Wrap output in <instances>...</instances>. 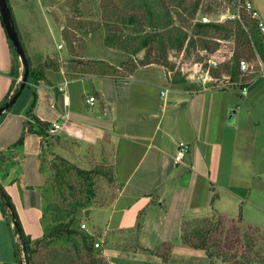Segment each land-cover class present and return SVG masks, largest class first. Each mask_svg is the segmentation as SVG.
<instances>
[{"label":"crops","instance_id":"0c3cea01","mask_svg":"<svg viewBox=\"0 0 264 264\" xmlns=\"http://www.w3.org/2000/svg\"><path fill=\"white\" fill-rule=\"evenodd\" d=\"M250 1L264 22V0ZM63 30L61 26L60 31ZM75 37V40L65 38L70 46L68 51L61 44L55 47L44 44L27 52L21 41L31 68L47 60L57 68L45 70L49 85L41 81L33 87L26 81L28 86L24 90L29 95L20 109L13 111L11 107L0 116V186L15 210L18 205L24 213L22 218L16 210L24 233L30 236L28 231L34 230L36 236H30L32 241L47 232L41 226L39 209L45 197H52L49 179L52 165L59 161L75 166L88 164L87 169H82L85 171L94 166L110 168L112 181L105 184L106 191L97 195L95 201L99 202V208H111L110 220L121 219L113 231L118 235L125 231L143 235L148 221H156L163 246H172L171 235H178L182 244L180 236L185 230L192 228L194 222L214 215V204L220 201L217 189L227 192L236 210L240 209V203H248L242 185L246 182L243 175H238V165L246 161L245 146L239 144L238 138L240 129L247 127L243 120L250 112L240 102L230 101L226 88L214 87L215 84L203 80L199 89L174 86L168 80L169 73L160 65L130 67L119 60L117 51L104 44V37L95 39L92 33L86 38H80L78 33ZM12 59L0 24V107L23 75L18 58L20 76L13 84ZM258 66L260 70L264 65L258 60ZM32 90L37 95L34 115L41 121L59 124L61 129L43 143L37 135L26 133L23 144L13 149L22 134ZM251 92L264 95V80ZM90 97L95 100L93 105L87 103ZM179 142L189 145L183 164L174 163ZM10 151L18 164H10ZM250 153L253 156L254 152L249 150ZM247 159L249 166L260 164L258 160ZM254 178L251 176L250 180ZM1 198L2 195L0 264H20V244L9 222L10 212ZM92 207L82 210L83 215L89 210L85 218L90 217ZM127 216L132 223L122 222ZM109 232H100L97 235L100 240L93 238L107 261L102 239Z\"/></svg>","mask_w":264,"mask_h":264},{"label":"rangeland","instance_id":"374dc122","mask_svg":"<svg viewBox=\"0 0 264 264\" xmlns=\"http://www.w3.org/2000/svg\"><path fill=\"white\" fill-rule=\"evenodd\" d=\"M163 1L164 5L166 4L171 11L173 25L182 28L188 35L194 36V26L196 23L202 22L203 17L209 19L219 18L223 23H228L229 19L227 17L233 13L237 0ZM8 2L21 37L20 40L27 48V52H30L32 47L44 44L54 47L61 44L64 46V50L68 51L70 46L65 38L75 40L77 33L80 38H86L88 33H92L95 39L105 38L106 35L113 32H121L127 35L131 31L119 24L118 16L132 13L139 16L143 15V9L136 5L139 4L138 0H8ZM197 4L198 7L195 12L193 9ZM61 26H64L63 31H60ZM214 41L220 43L219 40ZM112 49L117 51L118 59L126 61L125 64L128 66L142 65L140 61L143 59L144 51L136 56H129L116 48ZM168 56L177 69L178 59L174 53L169 52ZM242 59L249 63L252 71L258 72V57L249 59L248 55H242L240 60ZM153 64L159 65L158 62ZM203 71L205 70L197 68L184 70V76L181 71L180 75L172 72L170 73L171 77L182 78L184 83L174 84L171 82L170 84L199 89L201 81L205 80L202 79L204 78ZM244 79H248V77ZM263 80L264 78L254 79L250 83V87L247 88L245 96L240 95L241 89L237 86L226 88L230 95L229 100L240 102L241 107L250 112V115L246 116L247 119L243 120L247 127L240 129L238 138L239 144L245 146L246 161L244 164L240 163L238 165V175H243L242 179L246 182L242 185L247 191L245 200H249L248 203H240V209L236 210L234 205L230 203L231 200L227 197V192L217 189L216 193L220 196V201L214 204V212L220 211V213H214L208 220L196 221L192 228L184 231L207 229L211 231V237L219 241L218 246H212L211 251L213 253L230 251L236 255V259L231 262L225 263L214 259L213 264H264V95L263 93L253 94L251 92L256 84ZM237 94L240 96L239 98L236 96ZM28 95V90H24L12 106L13 111L20 109L24 98ZM249 150L254 152L253 156L252 153L248 154ZM247 158H251L254 162L258 160L260 164L254 163L249 166ZM76 166L80 169L88 168V164L83 163H78ZM252 167L254 170H252ZM251 176H256V178L250 180ZM53 177L54 172L49 179L51 185H53ZM64 177L66 185H63L62 191L67 197L65 201L62 200L57 190L51 187L52 197H45L41 203L39 212L41 226L44 230H49V215L46 212V205L48 203H59L65 206L63 203L72 198L84 204L89 203L86 206H93L89 218H85V214L82 215V211H80L79 217L76 219L77 227L81 225L79 220H83L87 227L86 232L90 233L96 240H100V237H97L100 232L110 230L108 236L102 239V251L111 264H161V260L156 257L157 251L160 249H162L161 251L170 250L169 264H208V259L200 251L195 252L183 246L179 242L178 235L170 236L172 246H163V238L159 234L160 230L157 229L156 221H148V228L146 227L143 235H135L132 231H125L126 234L118 235L117 232L113 231V226L115 227L117 220L121 221V219L115 217V219L110 220L111 208H99L97 207L99 204L97 200H90L89 188L76 175L75 171L66 172ZM105 184H107V181L104 178L95 181L96 196L106 191ZM68 185L73 186V190L67 189L66 186ZM46 189L44 191H47ZM233 190L235 192V189ZM238 194L243 196L241 192ZM16 210L18 215L24 218V213L20 211L18 205ZM122 222L130 224L133 221L128 219L127 216ZM138 222L141 223L140 220ZM29 223L31 224V221ZM33 231V229L32 233L28 231L32 238L36 236ZM246 237L250 239L249 244L246 243ZM248 245L252 248L248 249ZM54 246L57 248L69 247L70 242L60 240L55 242ZM38 250L39 253H43L45 250L44 245H39ZM98 250H101V248H98Z\"/></svg>","mask_w":264,"mask_h":264},{"label":"trees","instance_id":"16d2710c","mask_svg":"<svg viewBox=\"0 0 264 264\" xmlns=\"http://www.w3.org/2000/svg\"><path fill=\"white\" fill-rule=\"evenodd\" d=\"M138 2L139 4L136 5L143 9L142 16L134 13L118 16L119 24L129 28L131 33L127 35L121 32L108 34L104 38V44L107 47L116 48L129 56H136L144 51L143 59L140 61L141 64L150 65L158 62L169 73L168 80L170 83H184L182 78H173L170 73L174 72L180 75L181 71L184 76V70L187 71L194 68L199 70L209 68V75L212 77L214 84L238 82L241 75L238 64L242 55H248L249 59L258 57L264 65V37L250 21L245 20L243 23L233 20H229L228 23H203L200 21L194 26V36H190L182 28L173 25L171 11L166 4L164 5L163 0H138ZM6 3L14 29L20 40L8 0H6ZM197 7L198 4L193 11L196 12ZM0 24L4 30L1 18ZM214 40H219L220 43ZM8 43L14 57L10 74L14 79L13 84H15L20 76V65L15 49L9 40ZM20 43L24 50L21 40ZM169 52H173L178 59L177 69L169 60ZM24 53L26 56L25 50ZM26 59L28 63L27 81L33 87L41 81L49 85L45 70L47 68L56 69V65L52 61L47 60L43 65L31 68L27 56ZM209 60L216 61L217 66L210 67L208 65ZM19 86L20 82L16 84L12 95L8 94L6 96L4 103L18 91ZM27 86L28 83L25 84L24 89ZM36 98V92L32 90V98L25 113L26 121L23 123L22 134L13 145V149L23 144V137L26 133L37 135L42 143L46 138L50 137L48 131L52 124L39 120L33 113ZM14 156L12 151H10V164L19 163L16 162ZM52 168L54 172L52 187L57 190L63 201L67 198L62 191V187L66 185L64 174L68 171H75L76 175L82 179L83 183L89 188L90 200L94 201L96 199L95 181L101 178H104L108 183L112 181V172L110 168L105 166H94L89 171H85L65 161H59L54 163ZM66 188L73 190L74 187L68 185ZM0 195H2L1 199L4 207L10 212L8 215L9 222L13 224L12 228L18 236L25 264H109L101 251L94 248L93 237L76 226V219L80 211L88 208L89 206H86V204L89 203L84 204L72 198L63 203L65 206L59 203H48L46 212L50 217L49 230L41 239L32 241L30 236L24 233L16 210L1 186ZM245 239L246 243L249 244L250 239L247 237ZM60 240L70 242V246L55 247V242ZM216 240L211 237V231L207 229L186 231L180 236L182 244L195 252L200 251L208 259V264H213L215 260H221L225 263L235 260L236 255L230 251L216 254L211 251L212 246H218L219 241ZM41 244L45 247L43 253H39L38 250ZM249 248L251 249L252 247L248 245ZM156 256L161 260V264H169V250L161 251Z\"/></svg>","mask_w":264,"mask_h":264},{"label":"built area","instance_id":"2783aa9c","mask_svg":"<svg viewBox=\"0 0 264 264\" xmlns=\"http://www.w3.org/2000/svg\"><path fill=\"white\" fill-rule=\"evenodd\" d=\"M227 18L229 20L238 21L240 23H243L245 20L250 21L251 23L254 24V26L257 28L259 33L264 37V23L262 22L258 11L254 8V6L250 0H237L235 3V8L233 10V13L228 15ZM202 22L203 23H208V22L223 23V21L219 18L218 19H209L207 17H203ZM61 47L62 46L59 45L58 49H60ZM208 65L210 67H216L217 63L214 60H209ZM238 66H239V71L241 73V75L239 77L240 79L238 82L226 83V84L218 83V84H215L214 87L227 88V87L237 86L241 89L240 94L242 96H245L247 93V85L249 83H251L256 78H264V66H261V69L258 70V72H256V73L250 69V65L246 60H243V59L240 60ZM203 76H204V78H202V79H205V80H203L204 83L208 82L210 84H214L212 77L209 75V68L206 69L205 71H203ZM245 77H248V79L243 80ZM65 86H66V84H64L63 87H60L59 90L60 91L63 90V88ZM94 101H95L94 98L90 97V98H88L87 103L90 105H93ZM60 129H61V126L57 123H54L50 127L48 133L50 135H54V134L58 133ZM188 152H189V145L185 142H179L177 144V150H176V154L174 156V163L175 164H183V160L186 157V155L188 154ZM11 226L13 227V224H11ZM80 228L84 230L86 228L85 224H81ZM17 239H18V236H17ZM94 248L95 249L100 248V244L98 242L94 243ZM19 257H20V264H25L24 254L21 251V246H20Z\"/></svg>","mask_w":264,"mask_h":264},{"label":"water","instance_id":"95a60500","mask_svg":"<svg viewBox=\"0 0 264 264\" xmlns=\"http://www.w3.org/2000/svg\"><path fill=\"white\" fill-rule=\"evenodd\" d=\"M0 18H1L5 33L7 35V38L11 42L13 48L15 49V51L18 55V58L21 62V65L24 69L23 75L19 80L20 86H19L18 91L6 103H4L0 107V116H1L4 111H7L16 103L17 99L21 95V93L24 89V86L26 84L27 78H28V63H27V59H26L24 50H23L22 45L20 43V40H19V38L16 34V31L14 29V26H13V23L11 20V16H10V12L8 10V7H7L6 0H0ZM84 214H85V217H88L89 210H86Z\"/></svg>","mask_w":264,"mask_h":264}]
</instances>
